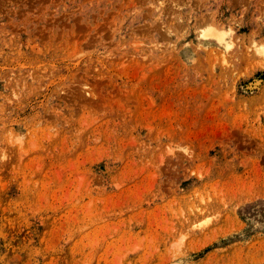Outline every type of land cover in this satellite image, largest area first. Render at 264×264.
<instances>
[{
  "label": "rangeland",
  "instance_id": "1",
  "mask_svg": "<svg viewBox=\"0 0 264 264\" xmlns=\"http://www.w3.org/2000/svg\"><path fill=\"white\" fill-rule=\"evenodd\" d=\"M0 264H264V0H0Z\"/></svg>",
  "mask_w": 264,
  "mask_h": 264
},
{
  "label": "bare ground",
  "instance_id": "2",
  "mask_svg": "<svg viewBox=\"0 0 264 264\" xmlns=\"http://www.w3.org/2000/svg\"><path fill=\"white\" fill-rule=\"evenodd\" d=\"M220 41V40H219Z\"/></svg>",
  "mask_w": 264,
  "mask_h": 264
}]
</instances>
